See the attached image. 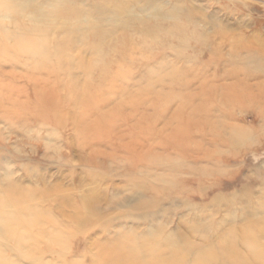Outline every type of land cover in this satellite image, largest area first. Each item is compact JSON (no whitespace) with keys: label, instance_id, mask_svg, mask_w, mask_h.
Returning a JSON list of instances; mask_svg holds the SVG:
<instances>
[{"label":"rangeland","instance_id":"1","mask_svg":"<svg viewBox=\"0 0 264 264\" xmlns=\"http://www.w3.org/2000/svg\"><path fill=\"white\" fill-rule=\"evenodd\" d=\"M56 1L0 0V139L63 156L0 155V264H264V146L208 164L264 125V0Z\"/></svg>","mask_w":264,"mask_h":264},{"label":"clouds","instance_id":"2","mask_svg":"<svg viewBox=\"0 0 264 264\" xmlns=\"http://www.w3.org/2000/svg\"><path fill=\"white\" fill-rule=\"evenodd\" d=\"M204 27L207 29L209 23L205 22ZM223 27V25L217 23L212 27L211 31H207V37L214 38L215 35L223 31ZM245 63L247 64L246 58ZM257 146H264V125H261L259 128L233 126L231 134L221 138L213 149V158L208 161L209 168L213 172H218L223 167L235 164L238 160L243 159L246 155L252 153L253 149ZM38 147V138L31 137L30 135L16 137L14 140L11 137L0 139V155L5 153L13 154L18 158L22 169L29 164L63 159V156L60 154L49 155L45 153V155L39 156ZM60 153H66V149L61 148ZM19 174L15 173V175ZM244 210L246 209L236 208L233 211L242 212Z\"/></svg>","mask_w":264,"mask_h":264},{"label":"bare ground","instance_id":"3","mask_svg":"<svg viewBox=\"0 0 264 264\" xmlns=\"http://www.w3.org/2000/svg\"><path fill=\"white\" fill-rule=\"evenodd\" d=\"M104 1H105V0H104ZM150 1H153V0H150ZM150 1H149V2H150ZM58 2L60 3L59 0H58ZM58 2L56 1V3H58ZM105 2H106V1H105ZM112 2H113V1H112ZM146 2H147V0H146ZM149 2H148V3H149ZM157 2H158V1H157ZM61 3H62V2H61ZM150 3H151V2H150ZM69 4H70V3H69ZM119 4H121V3H119ZM134 4H135V3H134ZM146 4H147V3H145V5H146ZM172 4H173V3H172ZM178 4H179V3H178ZM41 5H42V4H41ZM41 5H40V6H41ZM67 5H68V4H67ZM70 5H71V4H70ZM124 5H126V3H125ZM124 5H123V6H124ZM161 5H162V3H160V2H159V3H155V4L153 5L154 7L152 8V10H155V9L159 8ZM179 5H180V4H179ZM1 6H2V5H1ZM13 6H14V5H13ZM30 6H31V5H30ZM126 6H127V5H126ZM168 6H169V5H168ZM44 7H45V6H44ZM171 7H172V6H171ZM29 8H31V7H29ZM29 8H28V9H29ZM33 8H34V7H32L31 9H33ZM39 8H40V7H39ZM125 8H126V7H125ZM144 8H145V7H144ZM144 8H143V9H144ZM167 8H168V7H167ZM175 8H176V6H175ZM20 9H21V8H20ZM34 9H35V8H34ZM34 9H33V10H34ZM139 9H141V8H139ZM148 9H149V8H148ZM150 9H151V8H150ZM164 9H165V8H164ZM176 9H178V6H177ZM179 9H181V6L179 7ZM182 9H183V8H182ZM182 9H181V10H182ZM23 10H24V8H23ZM35 10L37 11V7H36ZM6 11H8V10H6ZM9 11H10V10H9ZM14 11H15V10H14ZM24 11H26V10H24ZM27 11H28V10H27ZM145 11H146V10H145ZM174 11H175V10H174ZM179 11H180V10H179ZM179 11H178V12L175 11V12H176V13H180L181 11H180V12H179ZM15 12H16V11H15ZM29 12H30V11H29ZM40 12L42 13L41 10L39 11V13H40ZM163 12H164V11H163ZM167 12H168V11H167ZM168 13H169V12H168ZM22 14H23V13H22ZM48 14H49V13H48ZM152 14H153V13H152ZM155 14H156V13H155ZM155 14H154V15H155ZM0 15H1V14H0ZM20 15H21V14H20ZM29 15H31V14H29ZM170 15H172V14H170ZM174 15H176V14L174 13ZM182 15L184 16L185 14L182 13ZM27 16H28V15H27ZM35 16H36V15H35ZM35 16H34V17H35ZM37 16H38V15H37ZM53 16H54V15H53ZM53 16L50 17V18H53ZM158 16H159V15H158ZM166 16H167V15H166ZM166 16H165V18H166ZM172 16H173V15H172ZM185 16H186V15H185ZM185 16H184V18H185ZM191 16L193 17L192 14H191ZM191 16H190V17H191ZM13 17H15V16H12V18H13ZM153 17H155V16H153ZM0 18H1V17H0ZM3 18H4V17H3ZM31 18H32V17H31ZM161 18H162V17H161ZM167 18H168V17H167ZM169 18H170V17H169ZM180 18H181V17H180ZM184 18H182V19H184ZM14 19H15V18H14ZM16 19H18V17H17ZM172 19H173V18H172ZM185 19H186V18H185ZM187 19H188V18H187ZM198 19H199V18H197V20H198ZM1 20H2V19H1ZM27 20H28V19H27ZM33 20H34V19H33ZM157 20H158V19H157ZM167 20H168V19H167ZM12 21H13V20H12ZM14 21H16V20H14ZM17 21H18V20H17ZM25 21H26V20H25ZM151 21H152V20H151ZM153 21H154V20H153ZM161 21H162V20H161ZM0 22H1V21H0ZM162 22H163V21H162ZM193 22H194V20H193ZM196 22H197V21H196ZM2 23H3V22H2ZM2 23H0V24L2 25ZM11 23H14V22H11ZM18 23H19V22H18ZM153 23H156V21L153 22ZM167 23H168V22H167ZM201 23H202V22H201ZM19 24H20V23H19ZM19 24H18V25H19ZM44 24H45V23H44ZM147 24H148V23H147ZM159 24H161V23L159 22ZM4 25H5V24H4ZM16 25H17V23H16ZM143 25H144V24H143ZM151 25H153V24L151 23ZM156 25H158V24H156ZM187 25H188V24H187ZM6 26H8V24H7ZM41 26H42V25H41ZM41 26H40V27H41ZM138 26H139V25H138ZM148 26H149V24H148ZM148 26H147V27H148ZM202 26H203V25H202ZM9 27H10V26H9ZM9 27H8V28H9ZM21 27H22V26H21ZM160 27H161V26H160ZM162 27H163V24H162ZM6 28H7V27H6ZM8 28H7V31L9 30ZM38 28H39V27H38ZM43 28H44V27H43ZM149 28H150V26H149ZM149 28H148V29H149ZM158 28H159V27H158ZM164 28H165V26H164ZM181 28H182V27H181ZM12 29H13V28H12ZM16 29H18V28H16ZM140 29H141V28H140ZM151 29H152V28H151ZM177 29H178V28H177ZM207 29H208V28H207ZM32 30H33V29H32ZM154 30L157 31V29H155V28H154ZM161 30H162V29H161ZM163 30H164V29H163ZM181 30H182V29H179V31H181ZM23 31H25V30L23 29ZM33 31L36 32L37 30H33ZM144 31H145V29L143 30V32H144ZM166 31H167V30H166ZM169 31H170V30H169ZM183 31H184V30H183ZM209 31H210V30H209ZM5 32H6V31H5ZM8 32H9V31H8ZM10 32H12V31H10ZM151 32H152V31H151ZM158 32H159V30H158ZM6 33H7V32H6ZM14 33H15V32H14ZM17 33H19V32H17ZM17 33H16V34H17ZM21 33H22V32H21ZM24 33H25V32H24ZM26 33H27V32H26ZM96 33H97V32H96ZM147 33H148V32H147ZM169 33H170V32H169ZM179 33H180V32H179ZM185 33H186V31H185ZM185 33H184V34H185ZM9 34H10V33H9ZM16 34H15V35H16ZM22 34H23V33H22ZM98 34H99V32H98ZM98 34H96V35H98ZM144 34H146V33H144ZM148 34H150V33H148ZM153 34H154V32H153ZM155 34H156V33H155ZM173 34H174V33H173ZM11 35H14V34L11 33ZM17 35H18V34H17ZM17 35H16V36H17ZM31 35H33V34H31ZM146 35H147V34H146ZM165 35H167V34H165ZM170 35H171V34H170ZM1 36H2V35H1ZM36 36H38V35H36ZM43 36H44V35H43ZM87 36H88V35H87ZM141 36H142V35H141ZM141 36H140V39H141ZM148 36H149V35H148ZM150 36H151V35H150ZM160 36H162V35H160ZM163 36H164V35H163ZM163 36H162V37H163ZM185 36L187 37V35H185ZM196 36H199V35H196ZM12 37H13V36H11V38H12ZM27 37H28V36H27ZM99 37H100V36H99ZM151 37H152V36H151ZM153 37H154V36H153ZM153 37H152V38H153ZM155 37H157V36H155ZM162 37H161V39H162ZM188 37H189V36H188ZM188 37H187V38H188ZM192 37H194V36H192ZM202 37H203V36H202ZM8 38H9V36H8ZM20 38H21V37H20ZM35 38H36V37H35ZM91 38H92V37H91ZM93 38H94V37H93ZM170 38H171V37H170ZM203 38H204V37H203ZM205 38H206V37H205ZM6 39H7V38H6ZM12 39H13V38H12ZM39 39H40V38H39ZM132 39H133V38H132ZM134 39H135V38H134ZM156 39H157V38H156ZM161 39H160V40H161ZM178 39H180V38H178ZM193 39H194V38H193ZM197 39H198V38H197ZM207 39H209V38H207ZM0 40H1V39H0ZM17 40H19V39H17ZM42 40H43V39H42ZM42 40H41V41H42ZM116 40H117V39H116ZM149 40H150V39H149ZM163 40H164V39H163ZM187 40H188V39H187ZM187 40H186V41H187ZM194 40H195V39H194ZM203 40H205V39H203ZM203 40H201V43L204 42ZM5 41H6V40H5ZM9 41H10V39H9ZM12 41H13V40H12ZM35 41H36V40H35ZM41 41H39V44L41 43ZM43 41H44V40H43ZM43 41H42V43H43L42 45L46 44L47 41H44V42H43ZM93 41H94V39H93ZM102 41H103V40H102ZM151 41H152V40H151ZM165 41H166V40H165ZM167 41H168V40H167ZM167 41H166V43H167ZM170 41H172V40H170ZM181 41H182V40H181ZM183 41H184V39H183ZM195 41H196V40H195ZM207 41H208V40H207ZM209 41H210V40H209ZM26 42H27V39H26ZM33 42H34V41H33ZM103 42H104V41H103ZM149 42H150V41H149ZM152 42H153V41H152ZM159 42H160V41H159ZM159 42H158V43H159ZM168 42H169V41H168ZM199 42H200V41H199ZM23 43H25V42H23ZM134 43H137V42H135V40H134ZM141 43H142V41H141ZM182 43H183V42H182ZM185 43H186V42H185ZM93 44H94V43H93ZM173 44H174V43H173ZM178 44H179V43H178ZM178 44H177V45H178ZM204 44H205V43H204ZM18 45H19V44H18ZM42 45H41V46H42ZM97 45H98V44H97ZM97 45H96V46H97ZM100 45H101V44H100ZM185 45H186V44H185ZM22 46H23V45H21V43H20V47H22ZM35 46H36V45H35ZM44 46H45V45H44ZM142 46H143V45H142ZM142 46H141V47H142ZM153 46H154V45H153ZM162 46H163V44H162ZM171 46H172V45H171ZM174 46H175V45H174ZM174 46H173V47H174ZM180 46H181V45H180ZM94 47H95V46H94ZM99 47H100V46H99ZM166 47L168 48V45H167ZM173 47H172V48H173ZM188 47H189V46H188ZM190 47H191V45H190ZM192 47H194V46H192ZM35 48H37V46H36ZM43 48H44V47H43ZM97 48H98V47H97ZM150 48H151V47H150ZM153 48H154V47H152V50H153ZM177 48H178V47H177ZM186 48H187V47H186ZM93 49H94V48H93ZM145 49H146V48H145ZM145 49H144V50H145ZM169 49H170V47H169ZM175 49H176V48H175ZM184 49H185V47H184ZM184 49H183V50H184ZM201 49H202V48H201ZM97 50H98V49H97ZM172 50H173V49H171V51H172ZM177 50H178V49H177ZM183 50H182V51H183ZM28 51H29V50H28ZM30 51H32V50H30ZM175 51H176V50H175ZM185 51H186V50H185ZM201 51H202V50H201ZM0 52H1V51H0ZM10 52H11V50H10ZM26 52H27V51H26ZM32 52H33V51H32ZM100 52H101V51H100ZM150 52H151V51H150ZM155 52H156V51H155ZM173 52H174V50H173ZM178 52H179V51H178ZM178 52H177V54L180 53L181 56L183 55V54H181V52H179V53H178ZM186 52H187V51H186ZM188 52H189V51H188ZM188 52H187V53H188ZM191 52H193V49H192ZM37 53H38V50H37L36 54H37ZM51 53H52V51H51ZM66 53H67V52H66ZM183 53H184V52H183ZM187 53L185 54V55H186V58L188 57V56H187V55H188ZM203 53H204V52H203ZM10 54H14V53H10ZM63 54H64V55L60 56V57H62V59H63V56L66 57L65 53H63ZM95 54H96V53H95ZM99 54H100V53H99ZM229 54H230V53H229ZM33 55H34V54H32V58H34V56H35V55H34V56H33ZM100 55H101V54H100ZM180 55H179V56H180ZM254 55H256V54H254ZM21 56H22V55H21ZM30 56H31V54H30ZM38 56H39V55H38ZM68 56H70V55H68ZM68 56H67V57H68ZM183 56H184V55H183ZM192 56H193V54H192ZM263 56H264V55H263ZM28 57H29V56H28ZM28 57H27V58H28ZM39 57H40V56H39ZM56 57H57V56H56ZM67 57H66V58H67ZM70 57H71V56H70ZM190 57H191V56H189V58H190ZM194 57H195V55H194ZM194 57H193V58H194ZM235 57H236V55H235ZM247 57H248V55H247ZM247 57H246V58H247ZM259 57H260V56H259ZM25 58H26V57H25ZM25 58H24V59H25ZM35 58H38V57H35ZM68 58H69V57H68ZM68 58H67V60H70V59H68ZM195 58H196V57H195ZM254 58H255V57H254ZM38 59H39V58H38ZM38 59H37V60H38ZM40 59H41V58H40ZM40 59H39V60H40ZM55 59H56V58L54 57V60H55ZM237 59H238V58H237ZM262 59H263V57H262ZM29 60H30V58H29ZM31 60H33V59H31ZM41 60H42V59H41ZM140 60H141V59H140ZM189 60H190V59H189ZM191 60H192V59H191ZM248 60H249V59H248ZM55 61H56V60H55ZM58 61H59V60H58ZM71 61H72V60H71ZM79 61H80V60H79ZM187 61H188V59H187ZM187 61H186V62H187ZM237 61H238V60H237ZM241 61H242V60H241ZM243 61H244V60H243ZM188 62H189V61H188ZM238 62H239V61H238ZM247 62H248V61H247ZM251 62H252V61H251ZM71 63H72V62H71ZM78 63H80V62H78ZM253 63H254V62H253ZM38 64H39V63H38ZM46 64H47V63H46ZM49 64H50V63H49ZM44 65H45V64H44ZM47 65H48V64H47ZM146 67H147V66H146ZM148 67H149V66H148ZM146 69H147V68H146ZM150 69H151V68H150ZM150 69H149V70H150ZM233 70H235V69H233ZM151 71H152V70H150V72H151ZM263 71H264V69H263ZM70 84H71V83H70ZM74 84H75V83H74ZM72 85H73V82H72ZM74 86H77V85H74ZM77 88H78V87H77ZM77 88H76V89H77ZM81 88H82V86H81ZM79 89H80V88H79ZM79 89H78V90H79ZM71 90H72V89H71ZM74 90H75V87H74ZM74 90H72V91L74 92ZM80 90H81V89H80ZM72 91H71V92H72ZM76 93L78 94L77 91H76ZM76 93H75V94H76ZM80 93H81V92H80ZM71 94H74V93H71ZM6 99H8V98H6ZM44 100H45V99H44ZM42 101H43V100H42ZM5 102H6V101H5ZM8 104H9V103H8ZM14 104H15V103H14ZM0 105H1V104H0ZM10 105H11V104H10ZM9 107H10V106H9ZM15 107H16V106H15ZM15 107H14V108H15ZM14 108H12V109H14ZM16 108H17V107H16ZM9 109H10V108H9ZM4 110H5V109H4ZM4 110H3V111H4ZM13 111H15V110H13ZM16 113H17V112H16ZM12 115H13V114H12ZM11 119H12V118H11ZM31 119H32V118H31ZM12 120H13V119H12ZM9 121H10V120H9ZM218 121H219V120H218ZM14 123H15V122H14ZM27 124H28V123H27ZM218 124H220V123H218ZM13 126L15 127V125H13ZM13 126H12V127H13ZM217 126H218V125H217ZM221 126H222V125H221ZM224 127H225V126H224ZM224 127H223V128H224ZM16 128H17V126H16ZM221 128H222V127H221ZM223 128H222V129H223ZM225 128H226V127H225ZM227 128H228V127H227ZM11 129H12V128H11ZM1 132H2V131H1ZM46 132H47V130H46ZM49 132H50V131H49ZM224 132H225V131H224ZM225 133H226V132H225ZM225 133H223V134H225ZM2 134H3V133H2ZM48 135H49V134H48ZM46 139H47V138H46ZM48 139H50V138H48ZM184 153H185V152H184ZM179 155H180V154H179ZM181 156H182V154H181ZM178 157H179V156H178ZM3 159H4V158H3ZM5 159H6V158H5ZM187 161H189V160L187 159ZM187 161H186V162H187ZM181 162H183V161H181ZM181 162H179V163L181 164ZM184 162H185V161H184ZM10 164L12 165V163H10ZM6 165H8V164H6ZM179 166H180V165H179ZM181 166H182V165H181ZM4 169H5V168H4ZM202 170H203V169H202ZM1 171H2V170H1ZM3 171H4V170H3ZM3 171H2V172H3ZM141 171H142V170H141ZM144 171H145V170H144ZM144 171H143V172H144ZM4 173H5V172H4ZM1 175H2V174H1ZM152 175H153V174H152ZM5 176H6V175H5ZM150 176H151V175H150ZM2 177H4V176H2ZM7 177H8V175H7ZM3 180H4V178H3ZM161 180L163 181V179H161ZM15 184H16V183H15ZM7 187H9V186H7ZM4 198H5V197H4ZM7 199H8V198H6V200H7ZM13 199H14V198H13ZM4 200H5V199H4ZM14 200H15V199H14ZM16 200H18V199H16ZM16 200H15V201H16ZM8 201H9V200H8ZM10 201L13 202L12 200H10ZM6 202H7V201H6ZM141 209H142V208H141ZM147 214H149V213H147ZM4 219H5V218H4ZM6 219H7V218H6ZM0 220H2V219L0 218ZM0 223H1V222H0ZM30 224L32 225V223H30ZM1 225H2V224H1ZM1 225H0V228H1ZM7 225H8V224H7ZM8 226H10V225H8ZM2 227H3V225H2ZM14 228H15V227H14ZM1 229H2V228H1ZM1 229H0V231H1ZM2 230H3V229H2ZM10 230H11V232H13L12 229H10ZM10 230H9V231H10ZM15 232H16V231H15ZM9 233H10V232H9ZM11 234H12V233H11ZM13 234H14V233H13ZM13 234H12V235H13ZM15 234H16V233H15ZM16 235H18V234H16ZM20 235H21V234H19V236H20ZM2 236H3V235H2ZM8 236H10V235L8 234ZM4 237H5V236H3V238H4ZM22 237H25V236L22 235ZM28 237H30V236H28ZM150 237H152V236H150ZM14 238H15V243H17V241L21 243V242L24 240V239H23V240L21 241V240L19 239L20 237H19V238H16L15 235H14ZM1 239H2V238H1ZM1 239H0V241H1ZM11 239L14 240L12 237H11ZM16 239H17V241H16ZM18 239H19L20 241H19ZM21 239H22V238H21ZM27 239H28V238H27ZM167 239H168V238H167ZM3 240H5V239H3ZM7 240H8V238H6V241H7ZM29 240H30V239H29ZM29 240H27V241H29ZM31 240H32V239H31ZM24 241H25V240H24ZM1 242H2V241H1ZM149 242H150V240H149ZM178 242H179V241H178ZM3 243H4V242H3ZM6 243H7V242H6ZM22 243H24V242H22ZM22 243H21V245H22ZM1 244H2V243H1ZM8 244H9V242H8ZM8 244H7V245H8ZM17 244H18V243H17ZM2 245H3V244H2ZM23 246H24V245H23ZM1 247H3V246H1ZM24 247H25V246H24ZM27 247H28V246H27ZM3 248H4V247H3ZM5 248H6V247H5ZM5 248H4V249H5ZM131 248H132V247H131ZM16 249H17V248H16ZM18 249H20V247H19ZM20 253H21V252H20ZM24 253H26V252H24ZM210 253H211V252H210ZM21 255H22V254H21ZM25 255H26V254H25ZM22 256H23V255H22ZM0 262H1V260H0ZM1 263H2V262H1ZM4 264H5V263H4Z\"/></svg>","mask_w":264,"mask_h":264}]
</instances>
